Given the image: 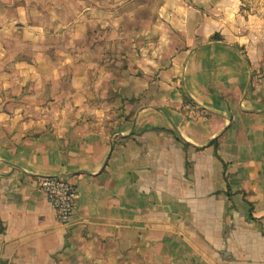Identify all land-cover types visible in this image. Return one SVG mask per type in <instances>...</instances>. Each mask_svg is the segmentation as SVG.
<instances>
[{
	"label": "crops",
	"instance_id": "0c3cea01",
	"mask_svg": "<svg viewBox=\"0 0 264 264\" xmlns=\"http://www.w3.org/2000/svg\"><path fill=\"white\" fill-rule=\"evenodd\" d=\"M64 1L75 48L36 51L0 0V264H264V0Z\"/></svg>",
	"mask_w": 264,
	"mask_h": 264
},
{
	"label": "rangeland",
	"instance_id": "374dc122",
	"mask_svg": "<svg viewBox=\"0 0 264 264\" xmlns=\"http://www.w3.org/2000/svg\"><path fill=\"white\" fill-rule=\"evenodd\" d=\"M5 1V0H4ZM18 5L15 8H11L9 13L6 12L5 6L3 10L4 14V22H3V35L1 42L5 45H12L11 48L21 49L28 48L36 51H40L42 49H46V47H67L70 49L75 48L76 38L73 37V33L75 31V23L74 19L76 16V11L79 10L77 7H67L65 6L64 0H14ZM150 9V8H148ZM67 15L73 23L62 25L63 22L58 20V16L63 18V15ZM47 16L46 20L41 22H34L32 17L34 16ZM11 17H13V21H11ZM32 19V20H31ZM31 20V21H30ZM114 32L112 34V38L120 41L121 39H117L116 33L121 32L124 24H114ZM139 24H131V26L135 27V30H131V39L135 40L137 34H139L138 29ZM88 28H90V24H88ZM32 29L33 31H43L49 32L52 34V37L49 39V35L46 34V40H28L26 34L30 32H26L27 30ZM110 31V30H109ZM67 32L66 37H60L59 33ZM90 32V31H88ZM99 40L106 41L102 39H96L97 42ZM90 43V40H88ZM114 41V40H112ZM113 43V42H112ZM112 45V44H111ZM18 51V50H17ZM21 58L28 56L17 55L15 54L14 58ZM11 55H6L5 58L0 60V68L2 64H8L12 62ZM16 264V263H12Z\"/></svg>",
	"mask_w": 264,
	"mask_h": 264
},
{
	"label": "built area",
	"instance_id": "2783aa9c",
	"mask_svg": "<svg viewBox=\"0 0 264 264\" xmlns=\"http://www.w3.org/2000/svg\"><path fill=\"white\" fill-rule=\"evenodd\" d=\"M260 42L264 39L259 37ZM41 191L52 204L57 220L61 225H68L74 216L78 204V194L74 184L65 179L46 177L41 182Z\"/></svg>",
	"mask_w": 264,
	"mask_h": 264
}]
</instances>
